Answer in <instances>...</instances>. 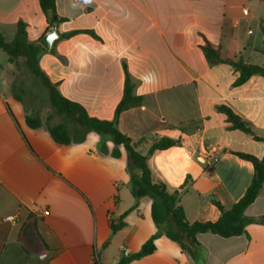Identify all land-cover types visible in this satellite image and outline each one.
I'll list each match as a JSON object with an SVG mask.
<instances>
[{"label":"crops","instance_id":"obj_1","mask_svg":"<svg viewBox=\"0 0 264 264\" xmlns=\"http://www.w3.org/2000/svg\"><path fill=\"white\" fill-rule=\"evenodd\" d=\"M56 3L65 19L58 31L93 30L102 41L81 34L57 43L55 54L40 58L50 80L91 117L113 120L124 95L126 63L144 104L120 116L119 130L142 140L143 155L157 139L180 140V146L150 158L153 176L171 192L190 179L181 196L187 219L218 221L213 200L230 210L254 177L253 165L232 152L262 158L264 142L230 130L217 108L229 107L264 138V76L235 86L239 73L228 64L209 65L200 46L204 36L225 61L264 66V0ZM19 21L28 25L30 42L47 32L40 0H0V34L6 40L13 39ZM0 88V264H118L126 251L140 252L159 232L151 199H142L125 217L124 229L114 236L111 230V220L135 204L124 147L113 157L114 143L96 132L81 143L57 144L45 126H27V109L7 76ZM245 214L264 218V185ZM9 216L19 221L9 222ZM246 230L229 239L198 235L206 264H264V225ZM156 247L130 264H195L165 236Z\"/></svg>","mask_w":264,"mask_h":264},{"label":"trees","instance_id":"obj_2","mask_svg":"<svg viewBox=\"0 0 264 264\" xmlns=\"http://www.w3.org/2000/svg\"><path fill=\"white\" fill-rule=\"evenodd\" d=\"M40 7L48 24L47 32L54 24H57L59 27L65 21V19L60 18L58 15L56 0H40ZM15 28L16 32L11 41L6 40L0 34V51L6 53L10 63L15 64L17 68H20L22 61L25 62L29 72L47 91L52 109V113L47 116L45 123L39 112L29 113L27 110V126L33 130L45 126L53 140L60 145L81 143L85 140L89 132H96L103 140L109 139L114 143L115 149L112 152L113 157L119 158L121 156L119 147H124L127 152L128 170L131 174L132 194L135 199V204L128 212L120 217V220H111L112 236L126 227V223L124 222L125 217L131 211L138 208L142 199L149 198L152 201V218L155 225L159 228L158 234L150 238L143 245L140 252L130 256H124L118 264H130L132 261L153 254L157 250L156 241L160 236H165L176 243L183 252L187 253L193 259L195 264H206L204 250L199 243L198 235L210 233L229 239L245 235L247 233L246 228L250 224L257 223L264 225V218L252 219L245 214L263 189L264 157L259 158L248 153L232 152L233 155L250 162L254 167V177L245 195L230 210H226L221 203L213 200V203L221 213L218 221L191 223L187 219L185 210L181 204V196L189 184L190 179H187L185 184L179 189L171 192L164 182L154 178L149 167V160L155 153L180 146L181 141L167 137L157 139L154 141L148 154L143 155L139 151V145L142 143V140L135 142L131 137L123 134L118 128L119 118L124 112L133 108H139L144 104V98L135 95L136 84L129 73L127 64H123L126 76L124 95L116 109L114 119L101 120L94 118L88 114L87 110L81 104L65 98L59 90V85L54 84L42 69L40 58L47 51L41 46L40 41H29L28 25L23 21H19ZM81 34H86L98 41H102L93 30H74L67 33H61L59 31L60 38L55 42L53 49L49 52L55 54V46L57 43L62 40L72 39ZM203 39L204 43L200 48L209 65L218 66L228 64L239 73L235 86H241L247 83L254 76H264V66L248 64L243 60L225 61L222 58L221 49L214 47L204 36ZM21 94H25V90H22ZM14 97L24 103L19 94L15 93ZM217 110L227 116V121L230 123V130L241 131L255 141L264 142V138L257 136L253 132L251 125L238 116L232 109L227 106H220ZM55 115L60 116L63 121L52 125V120ZM70 123L76 126L75 132L70 130ZM178 129L185 133V129L182 126H179ZM102 147L104 148V142ZM137 171H141L142 175L139 176Z\"/></svg>","mask_w":264,"mask_h":264},{"label":"rangeland","instance_id":"obj_3","mask_svg":"<svg viewBox=\"0 0 264 264\" xmlns=\"http://www.w3.org/2000/svg\"><path fill=\"white\" fill-rule=\"evenodd\" d=\"M8 64H11L8 55L0 51V83L2 84L3 77L7 76L10 79L11 87L23 99L29 113L39 112L45 123L47 116L52 113L47 91L29 72L24 61L21 62L20 68H17L15 64H11V69L7 70ZM22 89L25 90V94H21ZM62 121L63 119L60 116L55 115L52 125ZM69 127L72 132H75L76 126L74 124L70 123Z\"/></svg>","mask_w":264,"mask_h":264},{"label":"water","instance_id":"obj_4","mask_svg":"<svg viewBox=\"0 0 264 264\" xmlns=\"http://www.w3.org/2000/svg\"><path fill=\"white\" fill-rule=\"evenodd\" d=\"M60 35L58 31V25L54 24L52 28L44 34V36L40 39L41 46L46 51H51L54 47V44L57 40H59ZM139 176L142 175L141 171H137Z\"/></svg>","mask_w":264,"mask_h":264},{"label":"built area","instance_id":"obj_5","mask_svg":"<svg viewBox=\"0 0 264 264\" xmlns=\"http://www.w3.org/2000/svg\"><path fill=\"white\" fill-rule=\"evenodd\" d=\"M244 13H245V14H248V11L245 10ZM49 214H50L49 211H45V212H43V215H44V216H49ZM7 221L12 222V223H16V222L19 221V217H18V216H9V217L7 218ZM125 256H130L129 252L126 251V252H125Z\"/></svg>","mask_w":264,"mask_h":264}]
</instances>
